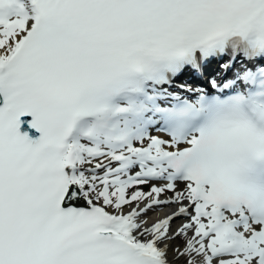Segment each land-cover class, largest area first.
<instances>
[{"label":"snow or ice","instance_id":"6c2138e0","mask_svg":"<svg viewBox=\"0 0 264 264\" xmlns=\"http://www.w3.org/2000/svg\"><path fill=\"white\" fill-rule=\"evenodd\" d=\"M0 264H264V0H0Z\"/></svg>","mask_w":264,"mask_h":264}]
</instances>
